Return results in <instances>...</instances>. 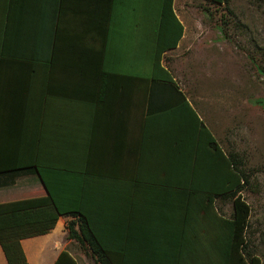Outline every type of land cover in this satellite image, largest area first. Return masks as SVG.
Returning <instances> with one entry per match:
<instances>
[{
	"label": "crops",
	"instance_id": "crops-1",
	"mask_svg": "<svg viewBox=\"0 0 264 264\" xmlns=\"http://www.w3.org/2000/svg\"><path fill=\"white\" fill-rule=\"evenodd\" d=\"M178 1L170 11L166 0H0V48L17 54L0 62V112L21 114L0 121V166L49 168L95 224L125 234L129 264H215L216 207L225 215L227 202L205 200L213 150L199 111L167 78L179 84ZM46 194L25 173L0 185V204ZM67 220L21 239L28 264L72 254Z\"/></svg>",
	"mask_w": 264,
	"mask_h": 264
},
{
	"label": "rangeland",
	"instance_id": "rangeland-1",
	"mask_svg": "<svg viewBox=\"0 0 264 264\" xmlns=\"http://www.w3.org/2000/svg\"><path fill=\"white\" fill-rule=\"evenodd\" d=\"M227 5L177 2L186 29L176 76L222 147L238 153L251 175L241 195L250 206L252 249L264 264V104L256 101L264 98V0ZM220 209L229 215L232 207ZM70 247L86 264L79 243L71 240Z\"/></svg>",
	"mask_w": 264,
	"mask_h": 264
},
{
	"label": "trees",
	"instance_id": "trees-1",
	"mask_svg": "<svg viewBox=\"0 0 264 264\" xmlns=\"http://www.w3.org/2000/svg\"><path fill=\"white\" fill-rule=\"evenodd\" d=\"M211 3L224 5L228 8V0H207ZM173 0H166V7L172 11ZM223 30L220 29V32ZM178 31L171 45H176L180 39ZM10 47L0 48V62L7 56H17ZM1 67V63H0ZM169 85L178 90L180 85L173 81L167 72ZM185 99V93L183 95ZM264 104V98L256 100ZM188 105V102H187ZM192 113L196 116L191 108ZM20 119L21 114H4L0 112V121L6 118ZM200 143L213 150V177L208 181L209 194L205 200L229 202L232 210L228 216L222 215L216 207L215 239L212 246L216 250L215 264H262L261 258L252 249L248 236L250 206L241 193L249 183L251 175L244 168L242 157L233 151L225 150L215 135L199 118ZM203 136V137H202ZM0 166V175L4 179L0 185H7L15 176L25 173H37L42 179L47 194L41 197L15 200L0 204V246L7 264H28L21 246V239L47 233L51 230L60 215L68 216L65 224L67 236L79 243L82 250L92 257L95 264H129V242L118 235L113 239L108 231L109 226H100L93 222L78 193L65 194L60 178H48L49 168L40 166L34 161L25 160L20 164L13 162ZM55 171L52 170L51 172ZM50 172V173H51ZM206 186V182H198ZM213 189V194L210 192ZM191 243V242H185ZM53 264H78L77 259L68 250H62Z\"/></svg>",
	"mask_w": 264,
	"mask_h": 264
}]
</instances>
